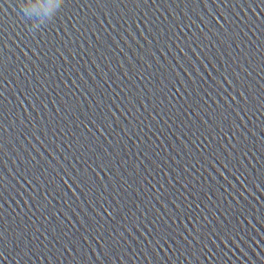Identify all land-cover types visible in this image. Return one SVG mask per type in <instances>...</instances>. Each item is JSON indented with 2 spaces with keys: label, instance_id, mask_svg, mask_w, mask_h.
<instances>
[{
  "label": "water",
  "instance_id": "95a60500",
  "mask_svg": "<svg viewBox=\"0 0 264 264\" xmlns=\"http://www.w3.org/2000/svg\"><path fill=\"white\" fill-rule=\"evenodd\" d=\"M0 264H264V0H0Z\"/></svg>",
  "mask_w": 264,
  "mask_h": 264
},
{
  "label": "clouds",
  "instance_id": "9594fccd",
  "mask_svg": "<svg viewBox=\"0 0 264 264\" xmlns=\"http://www.w3.org/2000/svg\"><path fill=\"white\" fill-rule=\"evenodd\" d=\"M20 7V6H19ZM20 11L23 13V15H26V12L24 11L23 8L20 7Z\"/></svg>",
  "mask_w": 264,
  "mask_h": 264
}]
</instances>
